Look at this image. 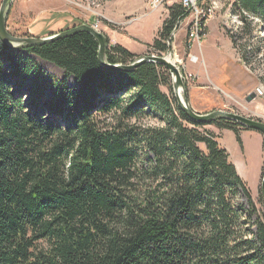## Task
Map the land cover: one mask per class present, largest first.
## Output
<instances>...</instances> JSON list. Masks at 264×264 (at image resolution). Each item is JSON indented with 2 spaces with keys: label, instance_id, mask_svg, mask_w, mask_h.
Wrapping results in <instances>:
<instances>
[{
  "label": "trees",
  "instance_id": "trees-1",
  "mask_svg": "<svg viewBox=\"0 0 264 264\" xmlns=\"http://www.w3.org/2000/svg\"><path fill=\"white\" fill-rule=\"evenodd\" d=\"M236 8L245 27L258 17L264 28V0ZM184 16L170 10L154 53L169 50ZM137 59L107 39L108 64ZM38 60L65 79L52 83ZM16 81L32 85L49 119L27 109ZM162 87L171 82L161 65L103 66L87 32L35 48L0 41V264H264V216L247 183L218 137L199 131L208 124ZM148 118L162 125L132 124ZM225 122L211 124L242 148L243 127Z\"/></svg>",
  "mask_w": 264,
  "mask_h": 264
},
{
  "label": "rangeland",
  "instance_id": "rangeland-1",
  "mask_svg": "<svg viewBox=\"0 0 264 264\" xmlns=\"http://www.w3.org/2000/svg\"><path fill=\"white\" fill-rule=\"evenodd\" d=\"M2 1L3 0H0V7ZM89 1L90 0H85V2L77 3L70 0L71 3L69 6L77 7V4H79L80 6H84V8L78 6L81 10L88 13H95V15L92 16L94 18L90 19L89 22H83L84 24L91 26V24L100 20V30L102 23L113 29L116 25L101 20L102 18H100L102 15L101 13H105L104 9L106 8L107 3L109 4L111 0H96V6L92 7L90 12L88 11ZM114 1V5L118 8L117 15H120L122 12L129 9H138L137 12H139L142 9V3L145 0ZM209 1L210 0L205 1V8H207L206 4H208ZM236 1L237 0H218V7L214 10V13L211 16L208 15L205 17L204 29L200 36V46L198 42L190 43L188 40L189 19L180 26L178 25V20L172 33L174 34L172 43L168 45L166 42L169 50H171V56L169 59L179 67L183 76L186 75V77H188L187 82L185 81L184 83L188 91L189 104L194 111L199 114L223 111L264 123V96L255 98L252 102L246 101L248 95L254 93L259 83L263 82L264 53H262V40H258V37H260L261 33L264 34V28L262 25H260L261 27L258 26L257 24L259 23L256 22H253L251 26L245 27L239 18ZM170 10L171 9H164V11H166V19L169 18ZM177 25L178 27H176ZM8 31L15 37H32L30 35H22L23 32H25L24 30H22L23 32L21 33H16L13 30ZM104 34L109 40V44H113L107 34ZM45 37L46 36L39 38ZM150 46L151 45H149L144 52V56H167L169 53L168 50L159 55L154 53ZM195 57L199 59L198 62L194 61ZM137 58L140 59L142 57ZM243 61H245L247 66ZM38 67L45 73L46 77L50 79L52 83L65 79L64 73L45 61L38 60ZM189 75H191V77H189ZM73 80V78L68 79L69 87H76L77 84ZM170 82L171 88L162 87L161 89L163 93L169 97L175 98L171 75ZM13 87L15 88L16 94L22 97L24 105L28 110L34 114H39V116L45 120L50 118V114L47 111H43L42 105H36L38 99H34L32 93L33 88L30 83L29 86L26 87L20 86V82L16 81L13 82ZM49 94L50 88H47L45 98ZM106 121L105 124L100 126L103 130H107L110 126L112 127V125H114L113 119L110 118ZM223 121H226L224 125H228L227 122L229 121ZM58 122L60 123L61 120H58ZM134 123L138 126L162 125V123L155 118L134 120L132 121V124ZM61 124H63V122ZM225 130L229 129L221 128L212 124L199 128V131L202 134H205L207 131H214L213 133L218 137L221 146L232 153L234 158V149L238 148L239 144L236 141L235 133L230 130L231 132L223 134ZM242 130L245 129L239 128L240 132ZM255 133L258 134V132ZM199 146L202 147L201 145ZM250 146L251 150L254 151V145ZM261 183L262 178L258 190H256L254 186L251 190L249 185H247L259 214L264 216V201L261 194ZM242 202L245 203L244 200ZM42 246H45V244L42 243Z\"/></svg>",
  "mask_w": 264,
  "mask_h": 264
},
{
  "label": "crops",
  "instance_id": "crops-1",
  "mask_svg": "<svg viewBox=\"0 0 264 264\" xmlns=\"http://www.w3.org/2000/svg\"><path fill=\"white\" fill-rule=\"evenodd\" d=\"M72 1L85 2V0ZM147 2L148 0H145L142 3L139 12L138 9H129L117 15L118 8L114 5L115 1L111 0L104 9L105 13H101L100 17L101 20L116 25L111 29L101 24V32L107 34L113 45L122 46L137 57H144V52L158 38L166 20L164 9L151 13L147 10ZM70 3V0H14L7 16V28L16 33L24 30L22 35L48 37L94 18L92 16L95 13H88L78 6H69ZM226 132L231 131L225 130L223 134ZM255 132L247 129L240 132L243 147L234 149V158L226 149L230 161L251 190L253 186L256 190L259 189L264 170V137ZM250 145H254V151L251 150Z\"/></svg>",
  "mask_w": 264,
  "mask_h": 264
},
{
  "label": "water",
  "instance_id": "water-1",
  "mask_svg": "<svg viewBox=\"0 0 264 264\" xmlns=\"http://www.w3.org/2000/svg\"><path fill=\"white\" fill-rule=\"evenodd\" d=\"M14 0H3L0 7V41L6 45H9L14 48H35L41 47L43 45L52 43L57 40L65 39L71 37L79 32H87L91 34L99 44V60L100 63L112 70H121V71H133L137 69L142 64L153 63L165 67L170 75L172 76L173 92L175 94V99L178 103V106L187 114V116L197 123L211 124L214 121L227 120L232 123L240 124L244 129L250 131H256L264 137V123L252 120L250 118L227 113L223 111L212 112L208 114H199L194 111L189 104L188 93L185 88V83L183 75L179 67L167 57L171 56V50L167 56H155L147 55L144 56L132 64L129 65H110L106 61V48H107V37L101 31H96L91 26L87 24H81L79 26L73 27L72 29L61 31L59 33L53 34L45 38L39 37H15L12 36L7 30V16L11 6V3ZM171 38L169 39L170 44ZM62 73H64L62 71ZM75 81V80H74ZM76 82V81H75ZM182 94V97L180 96ZM255 94L252 93L246 98L247 102H252L255 99ZM261 194L264 201V175L262 177L261 183Z\"/></svg>",
  "mask_w": 264,
  "mask_h": 264
},
{
  "label": "built area",
  "instance_id": "built-area-1",
  "mask_svg": "<svg viewBox=\"0 0 264 264\" xmlns=\"http://www.w3.org/2000/svg\"><path fill=\"white\" fill-rule=\"evenodd\" d=\"M205 1L206 0H148L147 2V10L149 12H156L163 9H173L176 7H179L181 11L184 13L185 18L179 19L178 25H183L187 19H189V34H188V40L190 43L198 42L200 46V36L202 35V30L204 29V21L205 17L208 15L211 16L214 13V10L218 7V0H210L208 4H206L207 8H205ZM77 6L84 8V6H80L77 4ZM96 6V0H90L88 3V11L90 12V9L92 7ZM99 6V4H98ZM250 19L253 22L259 23L257 24L260 26L261 19L258 17H250ZM134 20V19H133ZM99 22L100 20H97L95 23L91 24V27L95 29L96 31H101L99 28ZM242 22V21H241ZM178 25L176 27H178ZM261 27V26H260ZM262 29V28H261ZM174 37V34L171 35V41ZM261 39V46L263 47L262 53H264V34L261 33L260 37H258V40ZM170 41V44H171ZM168 45L169 40H168ZM113 45V44H111ZM195 62H198V58H194ZM244 64L247 66L245 61H243ZM191 77V75H189ZM184 82L188 80V77L186 75L183 76ZM263 82H260L257 88L254 91V94L256 95V98H260L264 96V75H262Z\"/></svg>",
  "mask_w": 264,
  "mask_h": 264
},
{
  "label": "bare ground",
  "instance_id": "bare-ground-1",
  "mask_svg": "<svg viewBox=\"0 0 264 264\" xmlns=\"http://www.w3.org/2000/svg\"><path fill=\"white\" fill-rule=\"evenodd\" d=\"M179 26H180V25H179ZM187 26H188V25H187ZM187 26H186V27H187ZM167 59L170 60L169 57H167ZM170 61H171V60H170ZM171 62H172V61H171ZM193 62H194V61H193ZM172 63H173V62H172ZM173 64H174V63H173ZM73 81H74V80H73ZM74 83H75V82H74ZM180 96L182 97V94H180ZM255 96H256V95H255ZM255 98H256V97H255Z\"/></svg>",
  "mask_w": 264,
  "mask_h": 264
}]
</instances>
